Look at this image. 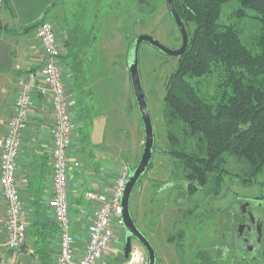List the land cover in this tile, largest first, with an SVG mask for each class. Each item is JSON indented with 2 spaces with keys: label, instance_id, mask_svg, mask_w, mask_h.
<instances>
[{
  "label": "rangeland",
  "instance_id": "1",
  "mask_svg": "<svg viewBox=\"0 0 264 264\" xmlns=\"http://www.w3.org/2000/svg\"><path fill=\"white\" fill-rule=\"evenodd\" d=\"M239 9L237 1L230 0L222 9L220 23L239 28L244 43L251 46L260 33V15L247 11L246 17L239 19L236 16ZM42 19L50 20L55 27L62 45L63 62L73 73L69 96L76 102L73 110L80 126L72 154L81 153L80 156L90 160L83 165L75 158L76 167L70 171V204L72 215H75L71 192L77 186L82 190V186L73 182L81 179L85 171L103 162L105 167L114 169L117 176L122 162L131 174L141 160L145 132L128 68L134 42L141 35H149L176 50L181 48L183 40L167 0H59ZM186 29L191 34L194 26L187 25ZM60 33L65 34V39ZM32 43L39 55L40 45L34 36ZM178 61L179 57L166 56L148 43L141 46L139 67L154 125L155 150L152 165L133 191L130 208L136 225L155 248L157 264H200L206 262L205 258L216 262L220 259L213 245L218 226L211 222L213 214L207 211V203L203 201L210 199L212 208L220 210L221 205L228 203L223 198L226 191L228 201L235 192L258 195L264 186V171L256 179L258 184L243 187L233 179L236 168L232 165L228 169L231 174L224 177L219 194H215L216 184L211 183L190 196L187 202H179L185 197L180 195V198L175 183L183 180L184 174L179 163L169 155L170 145L162 115L167 84ZM199 82L205 97L212 99L215 96L212 82ZM88 191L91 190H84V198ZM84 204L88 206L87 202ZM89 209L80 222L86 239L95 215L93 209ZM26 213L30 227L31 214L27 210ZM49 215L51 221H46L47 230L56 234L51 264H56L58 227L51 213ZM4 221L5 218L3 224ZM39 233L30 234L32 238L29 236L28 245L35 254L30 256L34 259L28 264H44L34 248ZM124 248L125 233L121 226L116 229L114 241L99 264L149 263L148 254L138 241L132 242L136 254L133 259H125Z\"/></svg>",
  "mask_w": 264,
  "mask_h": 264
},
{
  "label": "trees",
  "instance_id": "2",
  "mask_svg": "<svg viewBox=\"0 0 264 264\" xmlns=\"http://www.w3.org/2000/svg\"><path fill=\"white\" fill-rule=\"evenodd\" d=\"M229 1L175 0L185 26L194 29L167 84L162 115L169 155L182 169L188 196L211 183L219 194L232 165L238 177L248 179L244 184L254 183L264 171V0H235L239 19L247 11L260 15V33L251 46L239 28L220 23ZM42 23L19 33H31ZM3 30L15 33L0 22ZM199 80L212 82V99L205 97ZM55 236L37 234L34 248L44 264H51Z\"/></svg>",
  "mask_w": 264,
  "mask_h": 264
},
{
  "label": "built area",
  "instance_id": "3",
  "mask_svg": "<svg viewBox=\"0 0 264 264\" xmlns=\"http://www.w3.org/2000/svg\"><path fill=\"white\" fill-rule=\"evenodd\" d=\"M33 32L40 45L38 62L35 69L20 77L13 115L0 152V189L5 203V243L0 244V248L17 253L25 250L28 256L35 254V250L28 247V216L17 174L34 104L43 99L51 105L50 125L46 128L52 145L48 209L58 227L56 264H99L114 241L116 229L123 227L121 201L130 171L121 162L118 180L108 191L91 190L85 194L87 208L93 209L95 215L87 239L80 247L73 232L74 218L70 204V171L75 166L72 152L79 126L73 110L74 99L69 96L72 73L62 60V45L51 21L43 22ZM135 255L132 250L130 258ZM0 264L12 263L0 255Z\"/></svg>",
  "mask_w": 264,
  "mask_h": 264
},
{
  "label": "crops",
  "instance_id": "4",
  "mask_svg": "<svg viewBox=\"0 0 264 264\" xmlns=\"http://www.w3.org/2000/svg\"><path fill=\"white\" fill-rule=\"evenodd\" d=\"M58 1L1 0L0 22L7 31L11 30L15 31V33L8 34L4 30L0 33V152L7 132L8 122L13 115L14 101L18 93L20 77L35 69L38 62V55L36 54L35 47H33L34 43H32L34 32L27 34L19 32L34 26L36 23L50 21L42 19V16L46 15ZM59 36L65 39L64 33H60ZM50 118L51 105L49 102L43 99L36 101L18 162V187L22 200L26 205L25 208L31 214V219H29L30 237L36 232L48 235L53 234H50L47 230L48 226L46 222L47 219L51 221V217L49 218L48 202L51 199L52 145L46 132V128L50 125ZM80 154L76 155V152L72 154V161L75 163L74 159L76 158L77 160H81L83 165H86V161L89 162L90 160H86ZM98 166H94L87 173L83 171L81 179L73 180V183L82 186V190L77 186V189H72L71 192V202L74 206L73 213L76 215H73L75 223L73 232L77 237L80 247L85 242V237L80 230V222L84 213L88 211V206L86 207L84 204L86 202L84 190L108 191L117 177L116 171L105 167L103 162ZM75 167L76 165L73 169ZM77 168H80V166ZM81 202H84V205ZM2 218L3 220L5 218V203L0 189V244L3 245L5 243V232ZM30 246L28 245V247ZM0 255L12 264H28L29 260L34 259L31 258L32 256H28L25 250L22 253H17L0 248Z\"/></svg>",
  "mask_w": 264,
  "mask_h": 264
},
{
  "label": "flooded vegetation",
  "instance_id": "5",
  "mask_svg": "<svg viewBox=\"0 0 264 264\" xmlns=\"http://www.w3.org/2000/svg\"><path fill=\"white\" fill-rule=\"evenodd\" d=\"M228 174L231 172H226L225 176ZM238 175L233 172V179L244 187L243 182H247L248 179L238 177ZM256 181L246 185L258 184L255 183ZM175 187L178 188L179 196L185 197L179 202H187L190 196L201 191L198 190L188 196L186 194L187 183L184 180L175 183ZM225 188H228V183ZM223 198L228 203L221 205L220 210H217L216 207L212 208L210 199L207 198L203 201L207 203V211L211 215L213 214L211 222H215L218 226L215 236L217 244L214 242L213 248L220 259L215 262L205 258V261L214 264H219L220 261L224 264H264V186L261 192L255 196L235 192L234 197L228 201L226 191Z\"/></svg>",
  "mask_w": 264,
  "mask_h": 264
},
{
  "label": "water",
  "instance_id": "6",
  "mask_svg": "<svg viewBox=\"0 0 264 264\" xmlns=\"http://www.w3.org/2000/svg\"><path fill=\"white\" fill-rule=\"evenodd\" d=\"M167 4H168L169 12L173 20L175 21L182 36L183 42L181 48L176 50L171 49L163 45L160 41L156 40L152 36L141 35L134 42L130 51V57L128 61V68L130 72L135 100L144 127L145 145L139 165L128 177L121 201V209H122L121 219L123 223V230L125 233L124 256L125 259L130 258L132 252V242L133 240H136L146 250L149 259L148 264H157L156 251L152 243L148 240V238L140 231V229L136 225L130 208V202L133 191L137 186V184L139 183V181L141 180V178L148 172L150 166L152 165V160L155 150L154 125L140 74V67H139L140 49L144 43H148L150 46L159 50L161 53H163L166 56L179 57L186 52L190 42V38L186 26L177 12L175 6V0H167Z\"/></svg>",
  "mask_w": 264,
  "mask_h": 264
}]
</instances>
